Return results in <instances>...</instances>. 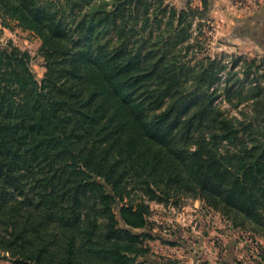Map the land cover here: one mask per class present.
<instances>
[{"label":"trees","instance_id":"trees-1","mask_svg":"<svg viewBox=\"0 0 264 264\" xmlns=\"http://www.w3.org/2000/svg\"><path fill=\"white\" fill-rule=\"evenodd\" d=\"M77 2L68 0L58 10L40 0H0L4 27L11 21L36 34L49 56L40 84L29 53L12 43L0 46V250L20 264H139L128 254L144 239L153 240L133 232L146 227L147 207L122 208L130 230L121 228L112 209L129 185L113 176L112 167L129 159L130 188L150 198L213 190L235 217L264 228V157L252 151L243 159L205 156L206 144L192 148L195 136L189 134L195 127L237 139L257 132L264 119L256 115L236 124L215 111L203 92L193 114L184 115L192 101L186 102L177 82L160 77L150 84L162 72L160 64L144 68L149 56L135 66L128 55L125 63L120 57L127 46L93 49L101 13L78 21L84 5ZM180 15L182 20L185 13ZM77 23V31L93 34L81 50L69 35ZM178 174L195 184L198 177L197 187L183 188Z\"/></svg>","mask_w":264,"mask_h":264},{"label":"rangeland","instance_id":"rangeland-1","mask_svg":"<svg viewBox=\"0 0 264 264\" xmlns=\"http://www.w3.org/2000/svg\"><path fill=\"white\" fill-rule=\"evenodd\" d=\"M40 1L54 4L53 9L55 6L60 10L58 7L64 6L68 0ZM75 1L84 5L78 21L94 11L101 13L95 30L98 36L97 42L93 43L94 50L98 49L97 44L109 51L113 47L127 46L120 56L124 63L128 55L130 65L138 66L145 56L149 58L144 68L153 69L160 64L161 76L149 81L152 86L162 77L167 83L180 84V94L189 96L186 102L192 101L190 106L200 101L199 95L203 92L213 102L215 111L232 122L244 123L256 115L263 121L264 52L256 51L249 38L245 39L247 43H242L235 36H224L223 27L210 18L209 1L207 9L201 0ZM182 12L185 16L181 20ZM8 23L10 27L6 28L0 20V46L8 47L12 43L29 53L30 68L41 84L48 65L47 55L41 51V39L32 32H24L11 21ZM77 26L79 23L69 35L81 50L90 45L93 34L86 29L77 31ZM120 57L118 63L122 65ZM194 107L187 108L184 115H192ZM189 134L195 136L190 144L192 148H198L202 142L206 144L205 156L229 154L243 159L252 151L259 160L264 157V124L257 132L239 134L237 139L227 137L228 133L222 134L219 130L203 134L195 127ZM128 161L111 166L113 176L122 177L129 183L125 197L123 200L115 198L112 209L121 228L130 230L122 221L120 211L129 208L130 204L136 208L144 203L147 225L133 232L153 239H144L142 244L132 248L135 254L129 253L128 256L136 258L139 264H264V228L235 217L231 213L234 210L225 205L219 193L211 190V193L203 192L194 197L193 194L171 193L168 196L157 192L156 197L150 198L143 191L130 188V159ZM233 163L241 165L244 161L235 159ZM155 168L173 172L171 166L158 165ZM178 176L177 179L184 178L178 183L183 188L197 187L198 177H195V184L191 177ZM92 177L112 195L103 179ZM260 214L264 217V210ZM20 263L0 250V264Z\"/></svg>","mask_w":264,"mask_h":264},{"label":"crops","instance_id":"crops-1","mask_svg":"<svg viewBox=\"0 0 264 264\" xmlns=\"http://www.w3.org/2000/svg\"><path fill=\"white\" fill-rule=\"evenodd\" d=\"M206 1L211 6L210 18L223 27L224 36H235L242 43L249 38L256 51L264 52V0Z\"/></svg>","mask_w":264,"mask_h":264}]
</instances>
